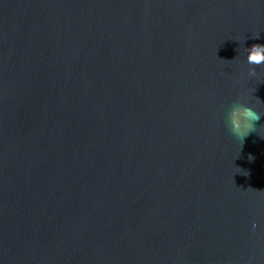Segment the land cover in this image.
I'll return each instance as SVG.
<instances>
[{"label": "water", "instance_id": "1", "mask_svg": "<svg viewBox=\"0 0 264 264\" xmlns=\"http://www.w3.org/2000/svg\"><path fill=\"white\" fill-rule=\"evenodd\" d=\"M254 44L264 0H0V264H264Z\"/></svg>", "mask_w": 264, "mask_h": 264}, {"label": "clouds", "instance_id": "2", "mask_svg": "<svg viewBox=\"0 0 264 264\" xmlns=\"http://www.w3.org/2000/svg\"><path fill=\"white\" fill-rule=\"evenodd\" d=\"M248 64L253 66L264 65V44H254L250 48H246ZM250 75L255 76L253 70ZM261 119V112L257 111L255 107L249 104L239 103L237 100L232 103L225 114L226 124L236 138L244 140L249 134L257 131V121ZM264 139V135L260 136ZM249 161L254 157L249 155ZM255 227V225H254Z\"/></svg>", "mask_w": 264, "mask_h": 264}]
</instances>
